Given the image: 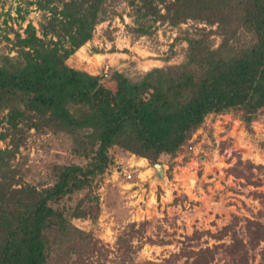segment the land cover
<instances>
[{"label": "trees", "instance_id": "16d2710c", "mask_svg": "<svg viewBox=\"0 0 264 264\" xmlns=\"http://www.w3.org/2000/svg\"><path fill=\"white\" fill-rule=\"evenodd\" d=\"M109 1H21L18 19L24 21L32 6L42 14L39 27L30 22L24 35L4 21L0 111H9V128L3 137L16 136L31 114L37 133L67 136L72 156L70 164L55 167L53 184L22 182L16 187L21 181L8 157L20 141L15 137L11 149L0 150V264H88L97 254L108 255L74 221L98 220L95 189L117 155L144 158L157 169L165 156L184 153L211 117L231 115L253 132L262 115L264 0H132L135 27L129 29L139 37L151 36L160 22L174 28L192 22L196 30L181 38L188 44L186 63L154 68L136 83L120 72L105 80L103 74L68 65L106 21ZM214 37L221 39L218 47ZM247 221L254 228L248 230L247 242L235 239L198 251L190 245L163 263L144 264H176L182 258L211 264L220 252L229 257L227 264H249L264 241V225ZM146 224L124 228L118 239L121 263L135 264L134 243L144 238ZM229 228L221 231L222 239ZM197 234L188 240H197Z\"/></svg>", "mask_w": 264, "mask_h": 264}, {"label": "rangeland", "instance_id": "374dc122", "mask_svg": "<svg viewBox=\"0 0 264 264\" xmlns=\"http://www.w3.org/2000/svg\"><path fill=\"white\" fill-rule=\"evenodd\" d=\"M21 1L25 0H0L1 34L6 33L5 20H8V28L23 35L30 22L39 27L42 14L35 6L28 9L24 21L18 19L17 8ZM131 1L108 2L106 21L96 27L93 39L68 60L69 66L92 75H102L108 67L112 75L120 72L136 83L154 68L187 62L188 44L181 38L188 31L195 34L194 23L174 28L160 22L151 36L139 37L129 29L135 27ZM162 13H165L163 9ZM10 38H14V34ZM220 43L221 39L214 37V45L218 47ZM260 112L262 115L252 125L253 132L231 115L211 117L184 153L174 159L167 156L162 159V177L144 158L117 155L116 164L95 189L100 204L98 220L74 221L79 229L91 232L108 254L104 257L97 254L88 264H124L118 253V239L132 223H147L144 238L134 243L138 248L133 256L135 264L163 263L190 245L198 251L222 243L230 245L235 239L247 242L248 230H254L247 220L264 225V198L261 197L264 196V149L261 146L264 144V110ZM8 116L9 111H0V150L11 149L15 137L16 142L20 141L17 150L8 157L21 181L15 186L20 187L22 182L38 187L53 184L55 167L71 162L69 139L64 134L37 133L36 119L31 114L24 117L16 136L4 138L9 128ZM249 164L256 168L250 171ZM128 174H132L131 180ZM156 188L157 201L152 199L151 193ZM225 228L232 230L222 239L221 231ZM197 232V240L189 241ZM263 251L264 241L251 254L249 264H264ZM228 260L229 257L220 252L211 264H227ZM192 261L182 258L176 264H192Z\"/></svg>", "mask_w": 264, "mask_h": 264}, {"label": "built area", "instance_id": "2783aa9c", "mask_svg": "<svg viewBox=\"0 0 264 264\" xmlns=\"http://www.w3.org/2000/svg\"><path fill=\"white\" fill-rule=\"evenodd\" d=\"M110 76H111V73L107 67L103 72V77L106 80V79L110 78ZM191 150H194V147H192ZM127 177L129 180H131L133 178L132 174H128Z\"/></svg>", "mask_w": 264, "mask_h": 264}, {"label": "crops", "instance_id": "0c3cea01", "mask_svg": "<svg viewBox=\"0 0 264 264\" xmlns=\"http://www.w3.org/2000/svg\"><path fill=\"white\" fill-rule=\"evenodd\" d=\"M144 160V159H143ZM144 161H147V160H144ZM146 172H148V171H146ZM163 173H164V169H163ZM163 173L159 176V177H162L163 176ZM158 175H159V173H158ZM165 183V182H164ZM161 185H163V184H161ZM156 192H157V188H156V190L155 191H151V193L153 194V197H152V199H154V200H158V195L156 194Z\"/></svg>", "mask_w": 264, "mask_h": 264}, {"label": "water", "instance_id": "95a60500", "mask_svg": "<svg viewBox=\"0 0 264 264\" xmlns=\"http://www.w3.org/2000/svg\"><path fill=\"white\" fill-rule=\"evenodd\" d=\"M264 109H261L260 111H262ZM157 170H158V173H159V176L163 173V166L162 165H158L157 166Z\"/></svg>", "mask_w": 264, "mask_h": 264}]
</instances>
